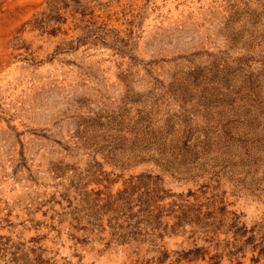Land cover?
I'll return each mask as SVG.
<instances>
[{
	"label": "rangeland",
	"instance_id": "374dc122",
	"mask_svg": "<svg viewBox=\"0 0 264 264\" xmlns=\"http://www.w3.org/2000/svg\"><path fill=\"white\" fill-rule=\"evenodd\" d=\"M0 264H264V0H0Z\"/></svg>",
	"mask_w": 264,
	"mask_h": 264
}]
</instances>
